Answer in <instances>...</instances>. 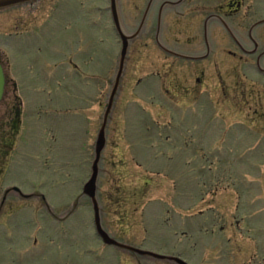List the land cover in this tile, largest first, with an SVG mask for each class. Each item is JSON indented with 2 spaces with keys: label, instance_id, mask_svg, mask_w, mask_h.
I'll list each match as a JSON object with an SVG mask.
<instances>
[{
  "label": "rangeland",
  "instance_id": "374dc122",
  "mask_svg": "<svg viewBox=\"0 0 264 264\" xmlns=\"http://www.w3.org/2000/svg\"><path fill=\"white\" fill-rule=\"evenodd\" d=\"M148 1L118 0L127 32L137 28ZM162 1L158 0V4ZM110 2L42 0L33 6L0 12V54H6L12 81L11 98L4 99L0 105V162H5L0 167L4 168L0 173V264H53L56 232L62 235L72 223L93 221L89 200L80 195L91 176L104 105L117 71L120 44L117 36L105 27ZM245 5L247 29L264 19V0H248ZM241 16L239 13L231 18L235 32H241L237 29L242 27ZM261 27L254 32V37L263 51L264 27ZM38 29L42 32L40 39L33 36ZM27 34L33 41L24 40ZM243 38H247L246 33ZM23 44H33L30 56L21 57L15 49ZM244 44L252 46L248 40ZM83 46L90 51L86 69L90 75L88 90L76 78L72 83L60 73L62 69L67 70L63 65L66 59L61 55L70 52L79 70L84 69L82 59L78 60L75 55ZM38 48L41 51L37 53ZM244 58L256 59L255 56ZM26 60L31 61L33 74L26 72ZM57 62L62 66L59 85L55 82L46 85L47 80L53 81L52 66ZM257 74L260 73L245 68L248 77L253 79ZM131 77L127 75L122 80L124 88L109 117L107 146L100 161L98 192L111 191L110 196H105L108 201L104 207L109 233L130 237V241L126 237L121 239L128 247L177 257L188 264H264V211L258 203H253L255 197L259 198L254 189L264 179V154L259 157L257 151L250 150L244 163L221 164L224 174L233 166L232 170L237 173L234 177L240 181L247 178L248 186L256 193L243 211H240L243 206L237 212L234 207L231 210L226 206L216 207L211 192V179L216 171L213 161H182L175 157L178 150L171 157L165 148L142 146L149 139L146 128H155L152 119L161 124L164 119L168 120L162 111L170 105L163 100L136 99L127 94ZM44 91L53 94L46 96ZM13 92L18 99L13 97ZM5 105L10 107L9 117L2 116ZM15 121H18L17 128L12 133L9 129L15 128ZM5 129L9 130V138L14 137L7 152L3 146ZM14 187L20 191H14ZM142 189L146 193L144 199ZM138 191L139 195L133 196ZM121 198L127 201L124 208L131 215L125 219L118 217ZM75 202L78 206L72 208ZM232 214L246 217L245 226L249 224L251 231L245 238L240 235L230 238ZM232 240L234 257L239 254L243 257L230 262L226 254L233 245ZM139 255V259L135 258L141 264H173Z\"/></svg>",
  "mask_w": 264,
  "mask_h": 264
},
{
  "label": "flooded vegetation",
  "instance_id": "af4514ba",
  "mask_svg": "<svg viewBox=\"0 0 264 264\" xmlns=\"http://www.w3.org/2000/svg\"><path fill=\"white\" fill-rule=\"evenodd\" d=\"M40 1L42 0H32L10 6L0 9V12L33 6ZM247 1L164 0L158 4V0H149L139 25L132 32L126 31L118 5L123 28L127 34L134 38L129 43L124 73L117 96L122 93L124 88L123 78L130 75L132 77L127 94L136 99L163 100L170 105L162 111L168 120L164 119V123L161 124L152 119L155 128H146L145 132L149 139L144 140L142 146L165 148L171 153V157L178 150V156L175 157H180L182 161L195 163H201L208 159L213 161L216 164V171L211 179V192L216 202L215 206H226L228 210L234 207L235 212L239 211L241 206L243 209L240 211L248 208L250 197L253 198L256 191L258 192L256 196L259 198L255 197L253 203L254 205L258 203L261 210L264 211V179H262L261 186L253 191L248 186L250 181L245 177H242L243 179L240 181L234 177L237 173L232 170L234 163H244L249 158L250 150L257 151L259 157L264 154V151L260 150V148L264 149V50L260 51V44L254 37V32L258 28L262 29L261 26L264 27V19L254 22L245 29L244 26L248 18V14L245 12ZM192 2H195V5H190ZM108 11L109 18L105 20V27L117 36V41L120 44L116 61L118 70L122 42L117 34L111 9L109 8ZM59 13L61 14V12ZM239 13H242V27H237V29L241 32H235L231 25V18ZM31 33L32 31H30ZM33 33V36L41 38L42 32L39 29ZM245 33L247 38H243ZM29 36L27 34L24 40L33 41ZM246 40L252 42L251 47L244 44ZM32 46L33 44H23L15 49L18 50L21 57H27L32 53L30 48ZM39 51L41 50L38 48L37 53ZM56 53L60 55L58 50ZM89 53V47L83 46L75 54L78 60L82 59L84 66L82 71L79 70V65L74 62L73 58L75 57L69 55L73 52L67 55L62 54L63 58L66 60L68 58L63 62L67 70H63L58 62L54 64L52 66L53 81L47 80L46 85L49 83L53 85L54 82L56 86L59 85L57 80L60 67L62 69L60 73L65 75V79L74 83L76 78L84 89L88 90L90 75L87 74L86 69ZM5 56L6 54H0V64L5 78L0 105L4 99H10L12 94L9 90L12 81L8 75L9 70ZM245 56H255L256 59L254 61L246 60ZM25 63L26 72L33 74L35 71L31 61L26 60ZM245 68L260 74L252 79L245 75ZM138 74H143V76ZM32 78L37 81L36 76ZM112 87L113 84L111 90ZM137 88L140 90L136 91ZM44 94L49 96L53 93L44 91ZM13 97L18 99L16 92H13ZM106 107L105 101L104 111ZM9 113L11 114L10 107L5 105L2 116L9 117ZM16 115L18 116L17 113ZM5 120L8 121L9 127V119ZM17 123L18 121H15L16 126L13 130L9 129L12 133L16 130ZM9 130L3 131L4 152L11 148L14 138H9ZM3 163L5 162H0V167ZM224 163L233 165L226 170L227 174H224V171L220 169L221 164ZM1 171H4V168H0V173H2ZM13 190L20 191L15 187ZM140 191L144 199L145 190ZM107 192L108 194H102L98 192L97 188L96 199L100 212L98 222L95 218L91 198L84 195L82 189L80 197L86 201L89 200V206L93 211V221L92 223L87 221L72 223L66 226L67 230H63L62 235H58L59 231L56 232V238H53L55 247L53 249L55 253L53 264H141L138 260L140 256L138 253L119 246L120 244L125 245L121 239L126 236H121V234L112 236L106 228L104 207L108 199L106 200L105 196H110L111 191L107 190ZM35 195L38 197L37 194ZM138 195L139 191L133 194V196ZM121 201L122 203L118 201L120 206L118 217L125 219L131 215L124 208L127 201L122 198ZM77 206L78 204L75 202L72 208ZM46 207L48 208V205ZM232 215L230 238L233 239L236 235L245 238V235L250 234L251 231L249 224L245 226L246 217ZM99 225L104 232L109 234L110 239L113 240L112 244H107L104 237L99 234ZM61 227H63L62 224L58 226L60 229ZM75 232L80 235L74 236ZM126 239L131 240L130 237H126ZM231 243L233 245L226 254L230 262L243 257V254L234 257V240ZM124 254L132 259H127L128 257ZM216 258L218 257L216 256ZM167 261L177 264L171 260ZM219 261L220 259L216 263Z\"/></svg>",
  "mask_w": 264,
  "mask_h": 264
},
{
  "label": "water",
  "instance_id": "95a60500",
  "mask_svg": "<svg viewBox=\"0 0 264 264\" xmlns=\"http://www.w3.org/2000/svg\"><path fill=\"white\" fill-rule=\"evenodd\" d=\"M30 1H32V0H0V9H4V8L10 7V6H15V5H19V4H23L26 2H30ZM110 3H111L110 9H111L112 16H113V19L115 22L116 31H117L118 35L120 36V39L122 40L123 47H122V51H121V57H120V62H119V66H118V71L116 73L114 83H113V88L111 90V93H110L108 101H107V107H106L104 115H103L102 124H101V127L99 129V133H98L96 144H95V159H94V162H93L92 168H91L92 174H91L89 181L87 183H85V185L83 187V194L87 195L91 198L92 204L94 206L95 214H96V221H98V222L100 220V216H99L98 202L96 199V193H97V183H98V178H99V163H100L102 152L106 147L107 125H108L109 117H110L112 110H113V107H114L117 92H118L119 87H120V82H121V79L123 77L124 67H125V58H126V55L128 52L129 43L134 38V36L127 34L123 28V25L121 23L120 16H119L118 0H111ZM260 58H261V56L259 57V62H260ZM259 66H260V63H259ZM4 83H5L4 72H3L2 66L0 64V101L2 99L3 92H4ZM98 229H99V234L104 237L105 242L107 244H112L113 240L110 239L108 234L101 229L100 225L98 226ZM119 246L123 247L124 249H127V250L132 251V252H136V253L144 255V256H151L153 258L171 260V261H174L178 264H188L185 261L181 260L180 258H176V257H172V256H160V255H156L155 253H151L148 251H140L139 249L128 247V246L122 245V244H120Z\"/></svg>",
  "mask_w": 264,
  "mask_h": 264
}]
</instances>
